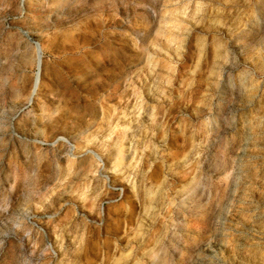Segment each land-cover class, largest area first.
<instances>
[{
	"label": "clouds",
	"instance_id": "clouds-1",
	"mask_svg": "<svg viewBox=\"0 0 264 264\" xmlns=\"http://www.w3.org/2000/svg\"><path fill=\"white\" fill-rule=\"evenodd\" d=\"M205 38L224 102L264 106V0H0V264H264V146L235 159L207 117L157 145L97 106L151 53L191 115Z\"/></svg>",
	"mask_w": 264,
	"mask_h": 264
},
{
	"label": "rangeland",
	"instance_id": "rangeland-1",
	"mask_svg": "<svg viewBox=\"0 0 264 264\" xmlns=\"http://www.w3.org/2000/svg\"><path fill=\"white\" fill-rule=\"evenodd\" d=\"M211 27L210 24L209 28ZM205 36L207 37V33ZM211 50L217 56L223 54L219 47ZM209 51V39L205 38L200 42V58L189 65L195 75V82L190 81L186 85L191 89L186 96V106L191 115L181 111L184 102H181L180 107L174 102L175 96L179 93H175L170 100L167 98L169 92L156 86V74L163 76L169 71L170 66L162 67L159 59L151 53L145 54L143 58L137 56V62L143 71L139 72L138 76H133L130 85L123 82L114 85L112 81L106 80L105 76H101L97 81L102 85L101 91L97 94L99 97L97 106H102L109 114V119L112 120L117 131L129 127L132 130L143 127L149 136L155 132L152 142L157 145L167 144L175 135L183 147L184 137L179 136V125L181 123L185 126L198 124L200 120L207 117L212 136L222 135L231 146L230 154L237 160L241 158L246 160L253 153L249 151L245 154V147L251 148L253 143L264 146V106L257 104L241 112L239 104L231 99L225 103L220 87H214L211 84L214 79L212 72L217 66L210 67L209 63L203 62ZM180 71L181 73L185 71L184 65L180 66ZM132 112L135 113L134 119L137 123L128 124L123 118ZM194 117L196 119H193ZM128 134L131 137V132ZM185 134L190 135L191 129H188ZM137 135L143 138L140 132H137ZM236 218L241 219L238 214ZM132 226L129 225V227Z\"/></svg>",
	"mask_w": 264,
	"mask_h": 264
}]
</instances>
